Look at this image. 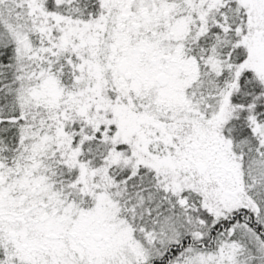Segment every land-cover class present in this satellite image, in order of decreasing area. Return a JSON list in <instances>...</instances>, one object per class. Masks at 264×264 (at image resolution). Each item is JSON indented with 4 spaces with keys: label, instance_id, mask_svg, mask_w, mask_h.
<instances>
[{
    "label": "snow or ice",
    "instance_id": "1",
    "mask_svg": "<svg viewBox=\"0 0 264 264\" xmlns=\"http://www.w3.org/2000/svg\"><path fill=\"white\" fill-rule=\"evenodd\" d=\"M0 264H264V0H0Z\"/></svg>",
    "mask_w": 264,
    "mask_h": 264
}]
</instances>
